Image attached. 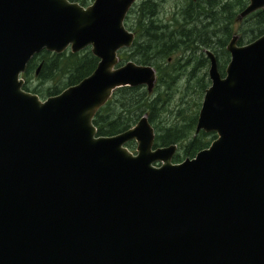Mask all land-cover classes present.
Returning a JSON list of instances; mask_svg holds the SVG:
<instances>
[{"label": "water", "instance_id": "obj_1", "mask_svg": "<svg viewBox=\"0 0 264 264\" xmlns=\"http://www.w3.org/2000/svg\"><path fill=\"white\" fill-rule=\"evenodd\" d=\"M130 3L0 0V264H264V33L231 37L223 76L205 51L194 134L214 139L172 163L144 115L112 136L92 125L114 89L155 83L151 66L119 65ZM85 48L97 63L75 85L22 89L34 54Z\"/></svg>", "mask_w": 264, "mask_h": 264}, {"label": "trees", "instance_id": "obj_2", "mask_svg": "<svg viewBox=\"0 0 264 264\" xmlns=\"http://www.w3.org/2000/svg\"><path fill=\"white\" fill-rule=\"evenodd\" d=\"M67 1L76 2L83 7L90 0ZM246 3L247 0H213L212 3L207 0L205 11L215 7L220 9L216 20L210 21L214 22V29L218 28V33L207 34L202 41L193 27L188 34L182 36L156 35L152 33L154 27H151V22H140V28L144 30V33L135 38L130 48L123 52L119 50V65L132 61L137 65L151 66L155 72L154 86L149 93L142 86L114 89L92 119L96 135L112 136L123 132L144 115L154 131L153 145L157 147L176 145L180 151L174 156L173 163L183 158H191L196 152L206 148L214 139V134L202 131L194 134V126L203 91L208 87L209 82L205 72L198 74L204 60L200 55L192 52V46L209 47L215 51L219 60L225 62L227 54L224 46L232 31L234 11L238 13ZM242 20L243 23L241 22L237 27L239 43H247L264 32V9ZM210 22H207L203 28L207 29ZM245 23L248 26H244ZM96 63V58L90 54L88 48L77 53L64 51L59 54L41 50L34 54L25 65V70L21 74L24 82L22 89L38 97L56 95L64 88L75 85L88 76ZM218 67L220 71L223 69L220 64ZM30 79L39 81L41 84L52 83V85L38 90L28 85ZM193 88L196 89V100L191 103L192 109L187 108L189 114L182 115V111L178 112L179 116L182 115V124L162 126L159 117L166 111L174 92L179 89L192 92ZM182 90L181 94L184 96Z\"/></svg>", "mask_w": 264, "mask_h": 264}, {"label": "flooded vegetation", "instance_id": "obj_3", "mask_svg": "<svg viewBox=\"0 0 264 264\" xmlns=\"http://www.w3.org/2000/svg\"><path fill=\"white\" fill-rule=\"evenodd\" d=\"M212 1L213 0H210V3H212ZM206 2L207 0H131V3L129 4L127 10L124 13L123 27L133 36L131 45L135 41L136 37H140L144 33V30H142L140 28L141 26L139 25V23L143 21H145V23L147 22L152 23L151 27H154L152 33L156 35L169 34L171 36H182L188 34V31H190L191 27H193L195 29V33L199 35V39L202 41L204 40V38L203 39L201 38L200 31L202 36H206L205 32L207 31V29L212 27L213 30L208 32L209 35L212 32H215V34L218 33V28L214 29L215 28L214 22H210V21L216 20V17H218L219 16L218 14H220V9L216 7L214 9L205 11ZM239 12H241V10ZM238 13H236V10L234 11L232 31L230 33V37L227 40V43L231 39V37L235 35L237 36L236 45L241 46L246 44V42H242V43L238 42L237 27L241 22L243 23L242 19L247 17L248 15L241 18L240 20H237ZM126 22H130V24L126 25ZM207 22H210L209 27L207 29H204L203 27L206 26ZM131 45L128 48H130ZM128 48H122V49L127 50ZM205 51H208L213 56L217 70L220 76H223L224 67L229 59V55L225 50V46H224V51L227 54V60L225 62L224 60H219L217 58V54L215 53V51L209 47L208 48L204 46L198 47L196 45L192 46V52L193 53L195 52L197 55H200L201 59L204 60V64L202 67L207 66L208 68L209 61L205 55ZM219 64L223 66V69L221 71L219 70L218 67ZM206 71L204 72L206 73ZM206 78H207V73H206ZM159 147H165V146H159Z\"/></svg>", "mask_w": 264, "mask_h": 264}, {"label": "rangeland", "instance_id": "obj_4", "mask_svg": "<svg viewBox=\"0 0 264 264\" xmlns=\"http://www.w3.org/2000/svg\"><path fill=\"white\" fill-rule=\"evenodd\" d=\"M82 1H84V0H82ZM91 1L92 0H90L88 2V4H90ZM85 6H87V5H85ZM132 23H134V22H132ZM128 24H130V22H126V25H128ZM244 26H248L247 23H245ZM211 30H213L212 27L207 29V31L205 32V35L209 34L208 32H210ZM200 36L202 38L206 37V36H202L201 31H200ZM121 52H123V49L121 50ZM206 69H207V66L202 67L198 71V74L201 75L202 72L206 71ZM28 82H29L28 85L30 87H32V88L36 87L38 90H42V88H44V87H46L48 85V83L41 84L39 81H35L33 79H30ZM51 85H52V83H49L48 86H51ZM181 90L182 89H179L177 92H174V94L172 96V99L170 100L169 106L168 107H167V105L165 106V108L167 107L166 111L160 115L159 122L161 123L162 126L167 127V126H169L171 124H174V123H177V125L182 124V122H181V118L182 117L181 116L189 114V110H187L188 107H190V109H192L191 103L195 102V100H196V93H195L196 89L193 88L192 92L191 91L184 92L182 90L183 93H184V96H182ZM39 98L41 100H43V99L46 98V96L44 95V96L39 97ZM180 98H181V100H180ZM181 111L183 113H182L181 116H179L178 112H181ZM125 145H126V148L129 151H131V152L134 151L135 144H134L133 141H128V142L125 143ZM178 153H180V151L178 149H176V151L174 152L173 156L171 157V162L173 161L174 156L176 154L178 155Z\"/></svg>", "mask_w": 264, "mask_h": 264}, {"label": "bare ground", "instance_id": "obj_5", "mask_svg": "<svg viewBox=\"0 0 264 264\" xmlns=\"http://www.w3.org/2000/svg\"><path fill=\"white\" fill-rule=\"evenodd\" d=\"M176 146V145H175ZM177 149V148H176Z\"/></svg>", "mask_w": 264, "mask_h": 264}]
</instances>
